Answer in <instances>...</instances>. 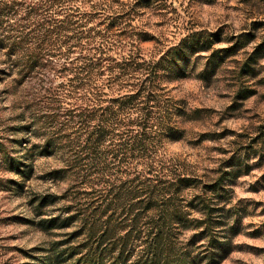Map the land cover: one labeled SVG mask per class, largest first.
Here are the masks:
<instances>
[{
    "label": "trees",
    "instance_id": "trees-1",
    "mask_svg": "<svg viewBox=\"0 0 264 264\" xmlns=\"http://www.w3.org/2000/svg\"><path fill=\"white\" fill-rule=\"evenodd\" d=\"M156 2L0 0V101L12 115L0 116V165L27 179L50 158L45 176L65 184L34 200L61 205L40 222L64 232L43 264H220L232 251L236 165L204 180L166 147L203 113L170 86L202 53L215 60V38L194 32L144 54L135 17Z\"/></svg>",
    "mask_w": 264,
    "mask_h": 264
},
{
    "label": "rangeland",
    "instance_id": "rangeland-1",
    "mask_svg": "<svg viewBox=\"0 0 264 264\" xmlns=\"http://www.w3.org/2000/svg\"><path fill=\"white\" fill-rule=\"evenodd\" d=\"M134 24L151 39L140 46L146 55L194 32L215 38L218 57L212 58V50L202 53L190 64L188 76L170 86L187 108L203 113L185 124L183 139L166 147L187 172L204 180L226 164L236 165L229 186L240 215L238 232L220 264H264V0H157L138 12ZM212 60L210 76L202 75ZM9 104L0 101L7 125ZM54 164L50 158H35L27 179L0 165V264H43L64 238L63 231L40 227L60 203L39 209L34 201L65 188L45 176Z\"/></svg>",
    "mask_w": 264,
    "mask_h": 264
}]
</instances>
